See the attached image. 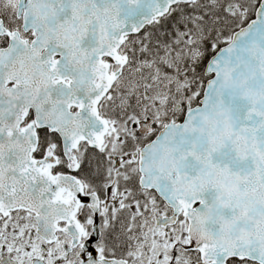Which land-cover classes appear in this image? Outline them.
<instances>
[{
  "label": "snow or ice",
  "instance_id": "obj_1",
  "mask_svg": "<svg viewBox=\"0 0 264 264\" xmlns=\"http://www.w3.org/2000/svg\"><path fill=\"white\" fill-rule=\"evenodd\" d=\"M0 264H264V0H0Z\"/></svg>",
  "mask_w": 264,
  "mask_h": 264
}]
</instances>
